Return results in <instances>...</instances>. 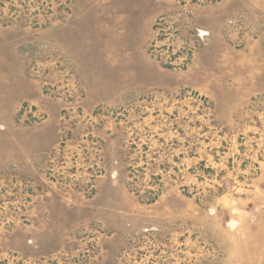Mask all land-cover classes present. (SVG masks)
<instances>
[{"label":"rangeland","instance_id":"1","mask_svg":"<svg viewBox=\"0 0 264 264\" xmlns=\"http://www.w3.org/2000/svg\"><path fill=\"white\" fill-rule=\"evenodd\" d=\"M0 264H264V0H0Z\"/></svg>","mask_w":264,"mask_h":264}]
</instances>
